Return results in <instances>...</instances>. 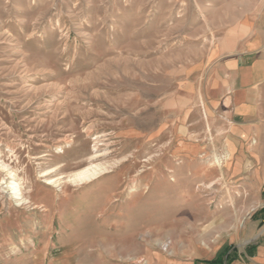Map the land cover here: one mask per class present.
Masks as SVG:
<instances>
[{
	"label": "rangeland",
	"instance_id": "1",
	"mask_svg": "<svg viewBox=\"0 0 264 264\" xmlns=\"http://www.w3.org/2000/svg\"><path fill=\"white\" fill-rule=\"evenodd\" d=\"M258 25L264 0H0V264H210L241 242L248 146L214 74Z\"/></svg>",
	"mask_w": 264,
	"mask_h": 264
},
{
	"label": "crops",
	"instance_id": "2",
	"mask_svg": "<svg viewBox=\"0 0 264 264\" xmlns=\"http://www.w3.org/2000/svg\"><path fill=\"white\" fill-rule=\"evenodd\" d=\"M227 47L231 56L222 58L214 74L219 91L217 104L226 108L233 142L248 146L239 160L252 193L253 209L243 240L233 243L222 256L212 258L210 264L216 259L220 264H264V25L254 26L247 37L232 36Z\"/></svg>",
	"mask_w": 264,
	"mask_h": 264
},
{
	"label": "bare ground",
	"instance_id": "3",
	"mask_svg": "<svg viewBox=\"0 0 264 264\" xmlns=\"http://www.w3.org/2000/svg\"><path fill=\"white\" fill-rule=\"evenodd\" d=\"M93 171V172H92ZM94 170H92V169H87V170H85V171H83V172H81V173H79L78 175H77V177H78V179L79 180H84V179H86V178H89V177H91L93 174H94ZM14 192L15 193H17L18 191L17 190H19V186H15L14 187ZM166 248H167V245L165 246Z\"/></svg>",
	"mask_w": 264,
	"mask_h": 264
},
{
	"label": "trees",
	"instance_id": "4",
	"mask_svg": "<svg viewBox=\"0 0 264 264\" xmlns=\"http://www.w3.org/2000/svg\"><path fill=\"white\" fill-rule=\"evenodd\" d=\"M213 263L214 264H220V261H219V259H216V260H213Z\"/></svg>",
	"mask_w": 264,
	"mask_h": 264
}]
</instances>
